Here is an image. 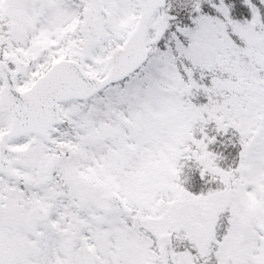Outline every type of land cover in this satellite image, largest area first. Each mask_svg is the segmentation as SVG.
<instances>
[{
    "label": "snow or ice",
    "instance_id": "obj_1",
    "mask_svg": "<svg viewBox=\"0 0 264 264\" xmlns=\"http://www.w3.org/2000/svg\"><path fill=\"white\" fill-rule=\"evenodd\" d=\"M0 264H264V0H0Z\"/></svg>",
    "mask_w": 264,
    "mask_h": 264
}]
</instances>
